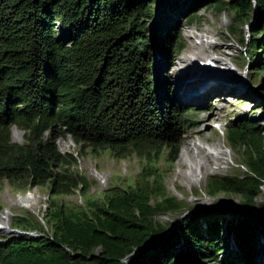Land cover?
Wrapping results in <instances>:
<instances>
[{"label":"trees","instance_id":"trees-1","mask_svg":"<svg viewBox=\"0 0 264 264\" xmlns=\"http://www.w3.org/2000/svg\"><path fill=\"white\" fill-rule=\"evenodd\" d=\"M211 7L233 13L232 31L249 25L250 63L261 53L264 60V0H0V180L18 189L51 184L55 196L81 189L86 196L91 183L72 172L76 160L44 137L57 129L95 155L145 160L135 183L86 197L84 207L52 200L50 233L38 222L20 221L19 230L41 235L7 239L0 264L262 262L264 204L256 200L264 187V137L249 118L227 133L249 174L211 178L208 194L238 196L260 218L248 210L231 221L207 220L210 241L199 214L190 213L171 235L157 222L180 211L158 161L165 155L173 165L197 122L194 110L176 102L170 73L185 49L183 25L200 22L199 13ZM13 127L25 131L26 145L12 142ZM223 226L236 252L224 249ZM181 243L185 250L178 251Z\"/></svg>","mask_w":264,"mask_h":264},{"label":"rangeland","instance_id":"rangeland-1","mask_svg":"<svg viewBox=\"0 0 264 264\" xmlns=\"http://www.w3.org/2000/svg\"><path fill=\"white\" fill-rule=\"evenodd\" d=\"M163 13L173 18L178 17V14L169 8H165ZM256 15V13L251 15L252 24ZM198 16L200 22L182 27L185 49L176 56L174 68L170 73L176 102L194 110L197 122L195 129L191 130L181 143L175 163L167 164L165 155L158 161L166 193L169 197L177 199L180 211L160 216L157 222L167 225L168 235H171L180 230L182 221L190 213L199 214L203 225L201 233L210 241L213 240V236L206 235L207 220L212 221L217 218L222 222L231 221L237 214L248 210L260 218L257 211L247 207L240 197L228 198L224 194L211 197L208 194V187L211 178L234 176L245 178L249 174L244 155L232 149L227 133L232 123L242 118H249L259 125L264 137V72L260 70L264 60L261 53L256 57L255 62L250 63V53L246 51L250 43L249 25L242 24L240 27L238 25L236 31H232L236 25L233 13H219L211 7L201 11ZM153 24L149 26L151 32ZM57 27L61 29L60 24ZM194 46L209 49L213 47L208 56L228 66L222 67L216 64L213 66L210 59L204 61L202 57H191L190 61H187V69L194 70V73H179L180 62L190 55ZM187 69L183 70L187 71ZM25 136V131L17 127L11 129L14 144L26 145ZM44 137L53 139L62 155H70L76 160L72 172L86 177L91 183L90 190L86 196L82 194L81 189L68 195L55 196L51 184L40 187L24 186L18 189L19 187H13L8 181L0 180V244L10 238L23 236L36 238L41 235L35 231L19 230L22 224L20 221H29L31 225L38 222L47 233H50V227L45 221L52 200L67 206L84 207L86 197L95 198L103 192L135 183L145 163V160L142 161L135 155L119 159L109 152L95 155L89 148L76 145L60 129L47 132ZM188 145H191L190 151L199 165L193 168L189 181H185L182 178L185 174L184 166L178 160L181 151ZM200 154L207 162L202 161ZM200 167L207 168L200 173ZM256 201L258 204H264V187L262 195ZM154 203L155 200L152 204ZM221 241L225 242L226 252H236L235 240L228 235L226 226H223ZM263 243L264 236L260 240V244ZM181 247L185 250L183 243L176 249L180 251ZM222 258L223 256H220V259ZM131 261L132 259L126 261V264H130ZM260 264H264V257Z\"/></svg>","mask_w":264,"mask_h":264},{"label":"bare ground","instance_id":"bare-ground-1","mask_svg":"<svg viewBox=\"0 0 264 264\" xmlns=\"http://www.w3.org/2000/svg\"><path fill=\"white\" fill-rule=\"evenodd\" d=\"M210 48L214 49L213 47H210ZM211 49L206 48V47L194 46L192 48V51L190 52V55H188L187 57H184L182 59V61L180 62L181 64H179V66H178L179 73H181V72H183V74H185L186 72H189V73L191 72L192 74L194 73V70L190 71L189 70L190 68L187 69V64H188L187 61H190L191 57H202L204 61H210L211 60V63H214L216 65H220L222 67L228 66V65L222 64V62L220 60H218L216 58H211L210 56H208ZM188 67H189V65H188ZM183 69H187V71H185ZM190 148H191V145L186 146L185 150L181 151V154H180L179 160H178L184 166L183 172L185 174L182 176V178L185 181L186 180L189 181V179H190L189 177L192 176L190 173L193 172V168L198 167V165H199L196 162L195 156L191 153ZM199 157L202 159L203 162H207V160L202 156V154H200ZM206 168L200 167L199 172L203 173V171ZM5 230H6V228H5ZM8 233H10V232H8Z\"/></svg>","mask_w":264,"mask_h":264},{"label":"clouds","instance_id":"clouds-1","mask_svg":"<svg viewBox=\"0 0 264 264\" xmlns=\"http://www.w3.org/2000/svg\"><path fill=\"white\" fill-rule=\"evenodd\" d=\"M212 65L214 66V63H212ZM204 72H206V71H204ZM70 138V137H69Z\"/></svg>","mask_w":264,"mask_h":264}]
</instances>
